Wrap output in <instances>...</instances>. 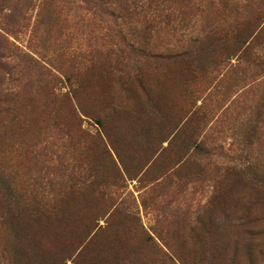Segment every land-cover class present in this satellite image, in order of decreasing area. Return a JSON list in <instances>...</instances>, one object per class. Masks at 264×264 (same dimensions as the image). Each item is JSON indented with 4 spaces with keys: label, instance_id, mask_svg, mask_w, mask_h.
<instances>
[{
    "label": "rangeland",
    "instance_id": "obj_1",
    "mask_svg": "<svg viewBox=\"0 0 264 264\" xmlns=\"http://www.w3.org/2000/svg\"><path fill=\"white\" fill-rule=\"evenodd\" d=\"M88 7L0 0V264H264V6Z\"/></svg>",
    "mask_w": 264,
    "mask_h": 264
},
{
    "label": "trees",
    "instance_id": "obj_2",
    "mask_svg": "<svg viewBox=\"0 0 264 264\" xmlns=\"http://www.w3.org/2000/svg\"><path fill=\"white\" fill-rule=\"evenodd\" d=\"M81 4H86L89 7L86 8L87 12L92 15L93 17H97L100 21H104V17H117L120 18L122 16V11L127 12L131 15H137L138 13L141 15L147 11L146 8H149L148 10L160 5L161 2L165 0H122V5L124 7L117 8L118 5L112 4L111 2L107 0H79ZM207 1H213V0H207ZM222 2H231V1H237L239 3H244V5L248 4H261L264 6V0H221ZM130 9V10H129ZM257 20V19H256ZM264 27V26H263ZM264 29V28H263ZM212 30V29H211ZM256 35V34H255ZM256 38V37H255ZM261 52L264 54V43L260 47ZM260 55L258 53L257 58L261 60V62H264V55ZM50 233L53 237H57L58 233L54 230H50ZM248 264H256L255 261H253V258L251 257L250 260H248Z\"/></svg>",
    "mask_w": 264,
    "mask_h": 264
}]
</instances>
